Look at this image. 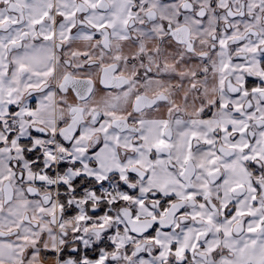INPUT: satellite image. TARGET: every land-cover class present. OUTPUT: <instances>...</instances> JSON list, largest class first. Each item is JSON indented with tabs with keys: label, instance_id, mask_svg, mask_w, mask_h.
Instances as JSON below:
<instances>
[{
	"label": "snow or ice",
	"instance_id": "1",
	"mask_svg": "<svg viewBox=\"0 0 264 264\" xmlns=\"http://www.w3.org/2000/svg\"><path fill=\"white\" fill-rule=\"evenodd\" d=\"M53 262L264 264V0H0V264Z\"/></svg>",
	"mask_w": 264,
	"mask_h": 264
},
{
	"label": "clouds",
	"instance_id": "2",
	"mask_svg": "<svg viewBox=\"0 0 264 264\" xmlns=\"http://www.w3.org/2000/svg\"><path fill=\"white\" fill-rule=\"evenodd\" d=\"M58 156H59V154H58ZM45 191V193L47 192V189H45L44 190ZM51 242L49 241V244H50ZM53 264H58V262H53Z\"/></svg>",
	"mask_w": 264,
	"mask_h": 264
}]
</instances>
